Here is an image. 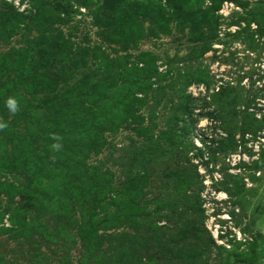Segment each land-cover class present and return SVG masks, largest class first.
Segmentation results:
<instances>
[{"label":"rangeland","instance_id":"obj_1","mask_svg":"<svg viewBox=\"0 0 264 264\" xmlns=\"http://www.w3.org/2000/svg\"><path fill=\"white\" fill-rule=\"evenodd\" d=\"M0 122V264H264V0H0Z\"/></svg>","mask_w":264,"mask_h":264},{"label":"clouds","instance_id":"obj_2","mask_svg":"<svg viewBox=\"0 0 264 264\" xmlns=\"http://www.w3.org/2000/svg\"><path fill=\"white\" fill-rule=\"evenodd\" d=\"M6 107L10 110L11 113L15 114L19 111V104L18 101L14 98H9L6 101ZM7 128V124L0 122V130H4ZM53 140L59 141L61 138L58 135H52L51 137ZM62 145L60 143H54L52 145V148L56 151H59L61 149Z\"/></svg>","mask_w":264,"mask_h":264}]
</instances>
